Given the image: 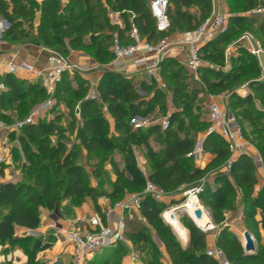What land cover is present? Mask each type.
Returning a JSON list of instances; mask_svg holds the SVG:
<instances>
[{"label": "trees", "instance_id": "obj_1", "mask_svg": "<svg viewBox=\"0 0 264 264\" xmlns=\"http://www.w3.org/2000/svg\"><path fill=\"white\" fill-rule=\"evenodd\" d=\"M244 1L245 11L264 6V0ZM191 6L198 8V14L188 10ZM107 10L120 14L124 22L123 29L110 23ZM210 12V0H169L167 14L170 26L167 31L159 32L150 12L149 0H67L66 3L61 0H0V17L9 23L3 33L4 40L18 42L32 37L35 43L46 48L58 47V52L64 56L70 53L67 44L72 49L84 51L94 47L92 58L100 64H106L113 56L108 46L112 44L114 32L123 45L133 42L130 37H124V33L130 29L129 18L141 37L149 42H157L170 32L197 28ZM37 14L39 17L35 25ZM238 23L255 26V32L264 37L263 14L231 15L227 28L200 50L201 58L209 65L198 69L199 80L196 81L195 88H190L184 82L188 70L183 65L169 73L173 81L172 99L180 105L168 117L165 129H161L158 123L145 126L131 124L134 117L147 118L159 106L163 93L156 83L150 85L142 81L139 85L141 89L150 91L154 88L150 97H142L136 89L135 79L106 68L102 70L96 93L86 97L88 80L78 72H73L70 76L67 75L68 72H64L56 85L54 97L62 99L64 94L74 95L79 107L78 125L75 126L72 122L63 125V114L55 113L52 119L43 117L36 124H26L20 130L17 140L24 157L22 178L0 183V243L24 246L26 239L14 236V226L34 228L38 224L42 207L54 210L64 199L79 205L89 196L94 201L96 211L101 213L97 204L98 197L106 196L112 204L124 196V191L141 192L146 179L167 193L175 192L180 187L187 190L203 183L198 199L216 224L224 221L225 210L236 208V198L240 193L243 225L249 233L260 236L259 224L264 229V216L259 222L256 210H264V186L255 189L258 182L250 155L245 153L238 156L232 162L228 175L218 171L208 177V173L222 165L229 156L225 140L211 133L203 142L204 151L212 156L210 162L198 166L187 156L194 146L196 133L204 128L203 121L191 112L193 107L198 108L195 101L199 91H229L232 86L245 79L249 81L251 89L261 94L264 103V79L259 78L260 67L256 57L242 46L238 47L236 56L228 57L225 54L226 46L244 32L236 36L237 29H234V25ZM262 42L264 44V40ZM227 61L229 67L223 70L221 67ZM176 63V59L165 56L160 63L159 74H166ZM251 73L254 76L250 77ZM3 81L6 90L0 94V110L13 108L23 114L32 103L50 96L39 80L30 83L6 74ZM231 98L229 107L252 103L250 94L241 96L232 92ZM71 103L72 101H67V106L70 107ZM103 105L114 119V131L110 130ZM74 108L70 109V113L75 116ZM50 111H55L53 106ZM237 114L240 115L239 122L240 117L246 119L259 134L257 149L264 169V134L260 131L264 128V122L261 121L264 109L251 110L244 107ZM7 117L6 114L0 116L11 122ZM73 130L85 155L90 156L102 150L103 160L109 161L110 170L106 169V173L112 172L116 176L110 192L99 188V183L89 182L87 172L78 160L79 151L74 147H67L64 138L67 137V132ZM152 139L162 144L159 151L151 145ZM141 145L146 148L147 161L150 163L147 177L137 167L133 153V147ZM115 153L119 159L112 156ZM12 154L14 161L20 160L15 145ZM4 166L0 168V174H3ZM93 175L99 176L97 172ZM164 206L161 199L144 194L140 202V214L147 223L167 234L163 245L171 263L219 264L216 258L206 254V233L189 218L184 220V226L189 231L185 238H188V243H179L170 226L159 216ZM101 216L103 217L102 214ZM125 227L127 237L135 247L150 244L152 239L145 232L142 221L127 219ZM216 246L231 264H264V245L260 244L253 254H246L239 235L228 225L218 230ZM156 252L153 251L154 255ZM155 258L153 255L143 257L147 264H160Z\"/></svg>", "mask_w": 264, "mask_h": 264}, {"label": "built area", "instance_id": "obj_2", "mask_svg": "<svg viewBox=\"0 0 264 264\" xmlns=\"http://www.w3.org/2000/svg\"><path fill=\"white\" fill-rule=\"evenodd\" d=\"M210 1L211 13L209 18L197 28L183 32L174 42L168 36L161 37L155 43L149 42L146 39L140 38L136 28H133L130 32L133 42L123 45L120 43L117 35L114 34L111 45L113 56L108 62L107 67L111 69L124 67L126 66V61L130 59L133 61L136 68L141 69L147 75L148 84L151 85L152 83H156L159 88H165V84L162 82L157 70L160 67L162 59L168 54L172 45H180L186 46L189 51L186 60L187 70L196 80H199L198 69L203 62L200 56V50L208 41L225 30L227 20L226 15L220 13L215 7L214 0ZM149 6L150 12L155 19L157 31H167L170 26V20L167 14L169 0H149ZM252 13L264 14V6L254 8ZM3 23L5 28L9 27L8 21L0 17V25ZM237 43L244 45V47L256 57L261 67V76L259 78H262L264 74V65L260 60L261 57L264 56V48L258 43L252 33L245 31L225 49L226 56L228 49ZM149 55H151V57ZM84 69L83 66L70 61L67 56L55 51L47 56V64L44 67H36L27 61H15L13 58L5 63L0 62V94L6 90L2 76L6 74H16L20 70L33 73L50 94L48 99L38 104V106L22 120L6 123L0 119V168L7 163H16L20 169L15 174L16 176L20 175L21 167L24 165V157L20 146L17 144L16 147L20 160L14 161L9 143L10 134L20 132L24 125L36 124L39 119L45 117L46 112L54 105L52 99L55 88L57 83L61 81L64 72L77 71L82 73ZM211 99L208 105V128L204 135L194 143L193 148L187 153V156L193 158V160H199L204 151L203 142L205 137L208 134L215 133L222 137L227 144L229 156L225 160L224 165L229 170L232 162L238 156L247 153V143L236 116L221 108L212 95ZM74 113L76 116H79L78 105L75 107ZM169 116L170 113H168L167 117L160 123L163 129L168 126ZM143 124L146 125L144 119ZM202 186L203 183H200L199 185L185 190L184 193L185 195L193 194L198 199V193L202 190ZM144 194L151 195L154 199L160 200L168 193L156 186L153 182L147 180L141 192L127 193L121 199L112 203L107 212L113 209H119L120 211V217L116 221L114 227L103 224L99 215H93L86 219H73L66 233L67 241L72 246L73 257L80 259L85 255L95 253L104 247L122 241L124 238L126 220L142 219L140 214V202ZM210 228L211 227L206 226L200 229L207 230ZM206 254L216 258L219 264H231L225 258L223 251L218 247L207 249ZM129 256L130 264H147L141 260L140 255L135 250H131Z\"/></svg>", "mask_w": 264, "mask_h": 264}, {"label": "crops", "instance_id": "obj_3", "mask_svg": "<svg viewBox=\"0 0 264 264\" xmlns=\"http://www.w3.org/2000/svg\"><path fill=\"white\" fill-rule=\"evenodd\" d=\"M37 1H41V0H37ZM61 1L62 3H66L67 0H61ZM214 3H215V7L220 13H223V14L228 13L229 8H228L227 0H214ZM188 10L193 14H198L199 12L196 6H191ZM252 10L253 9L249 10L250 12H248L247 14L252 13ZM259 14H262V13H259ZM38 17H39V14H37V17L35 19V25L38 21ZM115 17L116 19L114 23L112 24H115L120 29H123L124 22L118 12H115ZM129 22H130V29L124 33V37L125 38L130 37L132 39V37L130 36V32L133 28H135V26L133 25L131 18H129ZM183 32L185 31L177 30L175 32L170 33L168 37L174 42ZM114 34L117 35L116 32H114L113 35ZM137 34L139 35L138 31H137ZM139 37L142 39H145L141 37L140 35ZM229 44L226 46V48L229 46ZM240 46L244 47V45H242L241 43H237L236 45L231 46L227 51V56H229L228 54H232L231 56L233 55L236 56L237 49ZM188 53L189 51L186 46L172 45L171 49L169 50L166 56L174 58L177 61H180L183 64V66L186 67V60L188 57ZM47 56L48 55L45 49L39 47L38 45L30 46V44H26L22 48H19L15 42L7 41V40H0V62L2 63H5L6 61L13 58L15 59V61H27L36 67H44L47 64ZM149 56L151 57V55ZM68 58L73 63L83 66V69L85 68L82 73H79V72L78 73L83 78L88 80V82H90L91 85L95 87V90H96V85L100 77L102 76V68L107 67L108 63L103 64V65L98 63L94 58L89 56L87 52L81 49H71L70 53L68 54ZM202 60L203 62L200 67L209 65L204 59ZM260 61L264 65V56L261 57ZM97 65H102V67L99 68ZM228 67H229V64L227 61L225 66L221 68L223 70H227ZM107 69L122 73L126 77H131L135 79V81L137 82L135 85L136 87H139L142 81L148 80L147 75L141 69L136 68L135 65L133 64V61L130 59L126 61V66L124 67L116 68V69H113V68L111 69L107 67ZM157 72L159 73V68ZM70 73H73V72H70ZM12 75L18 79H24L30 83H33L39 80L33 73H30L24 70H20L16 74H12ZM260 76H261V69H260ZM4 77L5 75L2 76L3 80H4ZM198 77H199V74H198ZM160 78H161V75H160ZM260 79H264V74L262 78ZM103 111H105V116L107 117L109 121L110 130L114 131V119L106 111L105 105L103 106ZM3 112L5 111L0 110V114ZM50 114L51 113L49 110L46 112L45 117L47 119H52L53 116ZM136 118H140V116H136ZM134 124L136 126H139L136 123ZM140 125L143 126L144 124H140ZM150 143L152 145L151 141ZM12 148H11V152H12ZM137 149H139V146L133 147V150H134L133 152H135V155H136L135 160L137 161L138 166L140 167V171L143 173L145 177H147L148 173L150 172V167H148L147 172H145L144 171L145 169L141 167L140 161L144 163H146V161L141 155L140 149L139 150ZM257 158H259L258 161L261 164L262 163L261 156L258 155ZM211 159H212V156L209 153L203 151L199 160H194V162L198 166H204L208 162H210ZM4 165L5 166L3 168V174H0L1 182L14 180L10 178L14 176L13 174L15 173L16 168L18 167L17 164L7 163ZM122 166H123V163L121 164V167ZM107 169L110 170V165L107 166ZM221 171L228 175L227 170L222 169ZM109 173L111 174V176H113L112 178L114 179L116 178V176L112 172H109ZM213 174L214 173H212L211 175ZM92 183L96 184L94 181ZM258 187L259 186L257 184V187L255 189H258ZM97 204L99 205L101 213L96 211L94 207V201L89 196H86L79 205H75L71 203L69 199H64L60 202L59 207L54 210H50L49 208H46V207L40 208L39 221H38V224L34 228H26V227H22L18 225L14 226V236L17 238L26 239L24 246H20V245L11 246L8 243H5V244L0 243V264H130L129 255H130L131 250H134V244L129 240V238L125 234H124L123 240L116 242L114 245L104 247L100 249L99 251L85 255L80 259H76L73 257L72 246L67 241V238H66V233L69 230L71 226V221L73 219L75 218L86 219L93 215H99L101 217V221L103 224H106L112 227L115 225L116 221L120 217L119 209H113L107 212L108 209L110 208V200L108 197L106 196L98 197ZM101 214L103 215V217L101 216ZM205 214L208 217V219H210L209 221L211 225L213 226V223L211 221L208 211H206ZM223 215H224V220L228 219L229 210H225ZM143 220L144 219L142 217V219L139 221H143ZM224 225H228L233 232L239 235V233L235 231L226 221L224 222ZM217 234L218 232H216L214 235H209V236L206 235V244H207L206 250L217 247L216 246ZM169 264H172V263H169Z\"/></svg>", "mask_w": 264, "mask_h": 264}, {"label": "rangeland", "instance_id": "obj_4", "mask_svg": "<svg viewBox=\"0 0 264 264\" xmlns=\"http://www.w3.org/2000/svg\"><path fill=\"white\" fill-rule=\"evenodd\" d=\"M227 2H228V8L229 9H228V13H225V15L227 17L225 29L228 26L229 17L231 15H248L247 13L250 12V11L243 10V6L245 3L244 0H227ZM107 14H108V18H109L110 23H114V21L116 19L115 12L111 11V10H107ZM209 16H210V14H209ZM209 16L206 17V19L203 21V23L207 20V18H209ZM0 26H1L0 40H4L3 33L7 28H5L4 23L1 24ZM234 29H237L236 36L239 35L242 31H244V32L249 31V32L254 33L255 39L264 48V44L262 42L264 40V37L262 35H260L259 33L255 32V29H256L255 26L251 27V26H247V25L242 24V23H238V24L234 25ZM181 31H183V30H181ZM170 33H172V32H170ZM168 35H166V36H168ZM89 42H90V40H89ZM15 43L18 45L19 48H22L26 44H30V46L38 45L39 47L45 49L47 55H49L53 51H55V52L59 51L58 47L46 48V47H44L38 43H35L32 40V37L28 38V40H20V41L15 42ZM153 43H155V41ZM111 45L112 44H109V46H108L109 52H111ZM67 48L70 50L72 49L68 46V44H67ZM94 49H95L94 47H90L89 49H85V51L89 52V56L92 57V55L94 53ZM237 53H238V50H237ZM228 55L231 56L232 54H228ZM233 56H235V55H233ZM67 57H68V55H67ZM176 64L177 65H174L169 70H167L166 74L161 76L162 82L165 84V88L160 87V91L163 93V98H162V101L160 102L159 106H157L155 108V111L152 114H150L149 116H147V118H144V120L146 121V125H151L154 123L160 124L161 121L167 117L168 113L171 114L177 108V105H178V107L180 105V104H177L172 99L173 81H172V79H170L171 77L169 76L170 72L181 67L180 65H183L180 61H178V63H176ZM102 65H97V66L100 68V67H102ZM106 68L107 67L102 68V70L106 69ZM72 74L73 73L68 72L67 75L70 76ZM249 76L250 77L254 76V73L249 74ZM196 81L197 80L192 76V74L189 71H188V74L186 73V75L184 76V82H186L190 88L196 87ZM144 82L147 84V80H144ZM248 82H249L248 80L242 79L241 82H239V84H237V85L235 84L236 86L235 85L232 86V88H230L229 91H222L220 93H213V92H208L205 90L202 92L199 91L197 98H196V101H195V105H198V108L193 107L191 112L193 115H196L198 119L203 121V123H204L203 127L204 128L202 130H199L196 133L195 142L197 140H199L204 135V133L206 132V129L208 128V125H209L208 124L209 123V121H208V112H209L208 105H209L210 101L212 100L211 95L215 98L216 102L219 104V106H221V108L225 109L230 114L235 115L238 122H239V116L240 115L237 116L238 115L237 113L240 112L241 109H243L244 107H248L251 110H253V109H259V110L264 109V103H263V100L260 96L261 94H259L258 92H255L253 89H251L250 85H248ZM86 89H87L86 97L92 96L96 93L95 87H93L90 82H88ZM136 89H137L140 96L150 97L151 94L153 93L154 88L151 89L150 91L148 89H141L140 87H137ZM232 92L237 94V95H241V96H247L248 94H250L252 96V103L250 105H248V104H245V105L235 104L233 107H229V103L232 101V98H231ZM48 98H46V99H48ZM61 98L62 99H57L53 96V99H52L53 103H54L53 108L55 111L54 112L50 111V113H51L50 115L54 116L55 113H61V114H63L62 119H61V122L63 125H66L67 122H72V124L75 126L78 125L79 116H76V115L74 116V114L72 115L70 113V109H73V107H76L78 105V100L75 99V97L72 93L64 94L61 96ZM29 99L26 98V100H29ZM46 99L39 100L34 104L32 103V105L29 107V109L23 114L19 113L18 109L17 110H13V108L4 109L3 111H5V112L1 113L0 116L3 117V115L6 114V116H8L7 118H9V120L11 122H7V121L3 120L2 118H0V119L5 121L6 123H12V122L20 121V120L24 119L32 110H34L38 106V104L45 101ZM67 101H72L70 107L67 106ZM12 107H15V106H12ZM6 111H7V113H6ZM44 118H46V117H44ZM134 118L131 120V124H133V125H135L134 123H136L138 125L143 124V117H140V118L134 117ZM240 118H241V120L239 123H240L241 128H242V133H243L244 139L247 143L246 144L247 154L250 155V157L252 158V161H253V164L255 167V173L257 176L258 186L259 187L264 186L263 164L262 163L260 164V162L258 161L259 158H257L258 155H260L259 151L257 149V143L259 142V139H258L259 134H258V132H255V129L253 128V126L246 119H244L242 117H240ZM261 121L264 122V118H262ZM143 126H145V125H143ZM161 129H163V128L161 127ZM260 131H261V134H264V128H261ZM18 134H19V132H15V133L10 134V138H9L10 139L9 140L10 147H13L14 145L16 146L18 144V140H17ZM54 139H56V137ZM64 141L66 142L68 148L74 147L79 151L80 157L78 160L84 166V169L87 172V175L89 178V182L91 183L94 181L95 183H99V185H100L99 188H101L104 191L108 190L110 192L112 184L115 181V179L112 178L113 176H111V174L106 173L107 166H109L110 164H109L108 160H106L107 162L103 160L102 150L99 151L98 153L96 152V154H93L90 156L85 155L83 147L81 146V143L78 140V138H76V133L74 130L67 132V137L64 138ZM151 142H152V145L154 146V149L159 151L162 144L156 142L154 139H152ZM139 149H140L141 155L143 156V158L146 161V163L140 161L141 167L145 169L144 170L145 172H147V169L150 166V163H149V161H147L148 158L146 157V152H145L146 148L143 145H141V146H139ZM139 149H137V150H139ZM133 153H134V156L136 158L135 152H133ZM112 156L119 159V157L117 156V153L113 154ZM135 163L140 170V167L138 166V163L136 160H135ZM19 169L20 168L17 167L15 173ZM222 169L228 171V169L225 167V165L223 163L222 165L218 166L217 168L212 169L211 172L208 173V177H211L212 173L221 171ZM95 172H97L99 174L98 177H95L93 175V173H95ZM15 173L13 174L14 176H12V178H10V179L20 180L22 178V172L18 176H16ZM138 191L127 190V191H124V195L127 193L130 194V193H134V192H138ZM184 191H185L184 188L180 187L177 191L172 192V193H168L167 196H163L164 198H161V201L165 204V206L159 212V216L167 225L170 226V228L172 229V232L174 233V235L176 236L177 240L179 241V243L181 245H185L184 241L180 239L179 235L176 233L173 226L166 221V218L164 217V213L168 210H173L176 206H178L182 203H185L187 201L189 196H188V194L185 195ZM239 201H240V193L238 194V197L236 198V202L238 203L236 205V208L234 210H229L228 219H226L222 223H218V224L212 222L213 226L210 228V230L209 229L204 230V232L206 233L207 236L214 235L216 232H218V230L222 226H225L224 222L226 221L227 223H229V225L235 231H237L239 233V237H240V240H241V243L243 246L242 232L244 230H247V229L243 225V214H242V209H241ZM111 205L112 204H110V206ZM205 210L207 211L206 208H205ZM176 213H177L178 220H179L180 224L186 229L187 236H188L189 231L184 226V220L186 218H189L188 215L193 217L192 214L188 213V212L183 213L180 211H176ZM263 216H264V210L262 208H258L256 210V219L260 222V220L262 219ZM211 221H212V219H211ZM142 222L145 226V232L148 235H150L152 240H151L150 244H148V245H143L142 247L141 246L140 247L134 246V250L140 255L141 260H143L145 262L143 257H151V255H153L154 257H156L155 259L159 260L160 264L171 263L169 257L167 256V254L165 252V248L163 245V241H164V239L167 238V234H165L160 228L158 229V227L147 223V221H145V220H143ZM114 226H112V227H114ZM239 230H241V231H239ZM258 233L260 236H257V237L253 233H250L251 237L253 238L255 250L257 249V247L260 244L264 245V229H263L261 224H259V232ZM124 234L127 236L126 227H125ZM154 250L157 251L156 255H154V253H153Z\"/></svg>", "mask_w": 264, "mask_h": 264}, {"label": "bare ground", "instance_id": "obj_5", "mask_svg": "<svg viewBox=\"0 0 264 264\" xmlns=\"http://www.w3.org/2000/svg\"><path fill=\"white\" fill-rule=\"evenodd\" d=\"M188 199L184 203V209L182 211H186L188 213H191L192 217L195 220V223L199 225L200 227L205 228L206 226L212 227L210 223V219L205 214V211H203L202 216L200 219L195 218L194 216V209L197 207H200L201 204L199 203L197 197L193 194H188ZM164 217L166 218V221L170 223L173 228L175 229L176 233L179 235L180 239L183 240L187 237L186 229L180 224L178 220V216L175 210H168L164 213Z\"/></svg>", "mask_w": 264, "mask_h": 264}, {"label": "water", "instance_id": "obj_6", "mask_svg": "<svg viewBox=\"0 0 264 264\" xmlns=\"http://www.w3.org/2000/svg\"><path fill=\"white\" fill-rule=\"evenodd\" d=\"M183 209H184V203L176 206L173 210L186 213V211H182ZM203 211H205V208L202 205H201V208L200 207L195 208L194 212H193L195 218L200 219L201 216H202ZM188 216L195 223V220L190 215H188ZM196 226L201 228L197 224H196ZM242 235H243L242 239H243V250H244V252L246 254H253L254 251H255L253 238L251 237L250 233L247 230H244ZM184 243L187 244L188 243V239H185Z\"/></svg>", "mask_w": 264, "mask_h": 264}]
</instances>
